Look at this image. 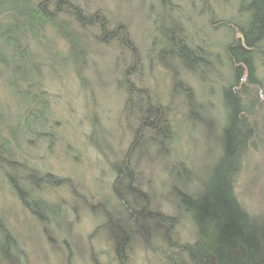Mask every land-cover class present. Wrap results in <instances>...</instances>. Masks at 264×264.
Here are the masks:
<instances>
[{"label": "rangeland", "instance_id": "374dc122", "mask_svg": "<svg viewBox=\"0 0 264 264\" xmlns=\"http://www.w3.org/2000/svg\"><path fill=\"white\" fill-rule=\"evenodd\" d=\"M73 1L92 13L100 10L112 20L124 21L140 50L144 66L149 62L148 52L154 44L156 19L159 34L175 17L194 42H204L211 51L219 54V66L213 61L212 72L204 71L200 80L185 74L181 64L170 57L163 58L165 69L156 66L151 73L147 71L152 87L166 92L173 87L172 78L179 65V76L194 88L198 102L203 106L207 103L211 105L204 116L209 121L198 118L192 123L194 127L188 123L177 134L175 143L164 146L153 144L143 153L136 150L132 156L136 182L148 194L152 208L179 215L175 209L177 190L201 189L219 151L224 107L219 98L218 82L228 64L224 51L225 32L208 26V12L202 0H172L176 9L161 8V0ZM209 2L220 18H234L236 0L229 3L223 0ZM43 33L45 37L41 44L31 45V56L20 65L29 74L34 72L36 64L42 65L39 66L43 73V89L49 97L48 127L45 128L43 123L37 126L45 135L35 136L27 132V136L17 137L15 145L20 143L22 147L16 151L15 158L26 161L27 168L21 170L18 164L11 162L0 166V216L24 251L18 254L19 251L14 248V264H124L119 262L115 247V237L121 233L110 230V226L115 224L123 225L127 233V264H153L141 228L128 216L113 186L114 165L123 160L133 139L131 126H137L122 114L125 94L116 83L118 52H115V45L97 42L95 35L90 33L85 40L88 54L83 62L63 66L59 60L66 55L65 42L49 26ZM51 43L61 53L55 55ZM154 46L152 55L154 59H159L160 45ZM48 50L54 54V58L51 56L53 61L45 55ZM9 54L0 42V67L6 71L4 78L8 80L0 78V111L5 112L6 121L15 123L14 118L22 115L21 108L26 107L23 89L27 87L24 83L9 84L18 78V75L13 76V65L7 70L3 65L4 60H9ZM262 58L264 60V55ZM125 63L130 65L131 60L127 58ZM75 68L82 72L85 82L76 76ZM259 68L263 76L264 63H260ZM179 100L177 112L186 117L189 112L187 102L185 100L183 105ZM20 119L23 125V115ZM26 129L23 128V132ZM3 133L8 135L6 129ZM262 149L259 153L253 151L248 154L247 172L238 181L240 196L249 203L264 196ZM30 167L37 169L39 174L51 172L69 182L36 190L27 180ZM15 182L30 186L36 197L61 207L54 208L53 215L50 214L48 221L42 223L21 203ZM180 219L182 239H191L194 231L192 224L182 215ZM0 264H10L1 250Z\"/></svg>", "mask_w": 264, "mask_h": 264}, {"label": "trees", "instance_id": "16d2710c", "mask_svg": "<svg viewBox=\"0 0 264 264\" xmlns=\"http://www.w3.org/2000/svg\"><path fill=\"white\" fill-rule=\"evenodd\" d=\"M202 1L208 12V26L225 32L224 51L228 64L218 82L224 119L219 151L201 189L177 190L175 209L179 215L152 208L148 194L136 182L132 167V156L136 150L143 153L153 144L175 143L181 129L198 118L206 121L204 116L207 109H211L209 103L203 106L198 102L194 88L179 76V65L172 78L171 90L170 87L166 92L158 87L154 89L149 82L147 71L151 73L156 66L164 68L163 58L178 61L185 74L199 80L204 71L212 72L213 61L219 62V54L211 51L204 42H194L175 17L171 18L170 25L163 28L162 34H159L160 28L157 29L158 20L154 21L153 41L160 45L159 59L152 55L155 47L152 44L148 52L149 62L144 66L127 24L119 19H110L103 11L92 13L73 0H0V42L10 53L9 60H2L3 65L6 70L13 65V76L18 75L14 82L9 83L11 86L24 83L27 87L23 89L26 105L21 108L25 120L23 125L22 115L14 118L15 123H9L5 112L0 111V166L11 162L18 164L21 170L27 168L26 161L15 158L16 151L22 147L20 143L15 145L17 137H23L27 132L35 136L45 135L37 126L43 123L45 128L48 127L49 97L43 89L42 65L36 64L32 74L20 65L31 56L30 46L41 44L45 37L43 32L49 26L65 42L66 55L59 62L63 66L71 62L77 65L88 54L85 40L89 35H95L97 42L115 45V52H118L116 83L125 94L122 114L129 122L137 123L136 128L131 126L133 139L123 160L114 165L113 186L128 216L141 228L152 263L264 264V196L249 203L238 191V181L247 172L248 154L253 151L259 153L264 148V75L259 73L260 63H264V0H236L235 15L230 20L220 18L209 0ZM223 2L229 3L230 0ZM161 8L176 9L172 0H161ZM51 46L55 55L61 53L52 43ZM52 52H44L51 61V56L54 58ZM127 58L131 60L130 65L125 63ZM73 70L81 82H85L82 72L77 68ZM6 74L0 67V78L8 82L4 78ZM178 100L183 105L185 100L187 102L189 112L186 117L177 112ZM23 128H27L26 131L23 132ZM4 129L8 135H4ZM29 170L27 180L36 190L69 182L51 172L39 174L32 167ZM15 184L23 206L42 223L48 221L50 214L53 215L54 208L61 207L36 197L30 186L20 182ZM180 215L194 229L192 238L186 241L179 232ZM122 226L115 224L110 226V230L121 233L115 237V247L119 262L125 264L128 238ZM14 248L18 254L24 252L0 216V250L10 264L16 261Z\"/></svg>", "mask_w": 264, "mask_h": 264}]
</instances>
